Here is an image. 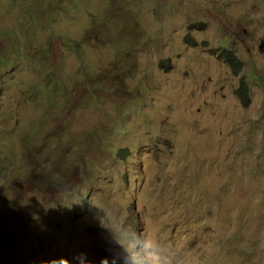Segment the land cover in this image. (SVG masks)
Wrapping results in <instances>:
<instances>
[{
    "label": "rangeland",
    "instance_id": "rangeland-1",
    "mask_svg": "<svg viewBox=\"0 0 264 264\" xmlns=\"http://www.w3.org/2000/svg\"><path fill=\"white\" fill-rule=\"evenodd\" d=\"M109 248L264 264V0H0V264Z\"/></svg>",
    "mask_w": 264,
    "mask_h": 264
},
{
    "label": "clouds",
    "instance_id": "clouds-1",
    "mask_svg": "<svg viewBox=\"0 0 264 264\" xmlns=\"http://www.w3.org/2000/svg\"><path fill=\"white\" fill-rule=\"evenodd\" d=\"M240 70H241V66H240L239 71ZM145 247H148V245H145ZM108 252H109V255L102 257L101 260L99 261V264H120V258L117 255H115L111 251L110 248L108 249ZM61 261H62V264H92V261L88 258V254L86 252H80V253L75 254L72 257L71 261H69L68 259H61ZM124 264H137L136 258L135 257L129 258L126 256L124 257ZM152 264H159V259L156 258L155 260H153ZM186 264H196V261L192 258H188L186 260Z\"/></svg>",
    "mask_w": 264,
    "mask_h": 264
},
{
    "label": "trees",
    "instance_id": "trees-1",
    "mask_svg": "<svg viewBox=\"0 0 264 264\" xmlns=\"http://www.w3.org/2000/svg\"><path fill=\"white\" fill-rule=\"evenodd\" d=\"M220 57L223 58L233 69H235V72L239 71L241 66L240 60L234 55L232 51L223 50L222 53H220ZM236 94L243 107H248L250 103V89L249 85L245 82L242 77L239 80V85L236 90Z\"/></svg>",
    "mask_w": 264,
    "mask_h": 264
},
{
    "label": "bare ground",
    "instance_id": "bare-ground-1",
    "mask_svg": "<svg viewBox=\"0 0 264 264\" xmlns=\"http://www.w3.org/2000/svg\"><path fill=\"white\" fill-rule=\"evenodd\" d=\"M246 82V81H245ZM247 83V82H246ZM248 84V83H247ZM250 89V88H249Z\"/></svg>",
    "mask_w": 264,
    "mask_h": 264
}]
</instances>
